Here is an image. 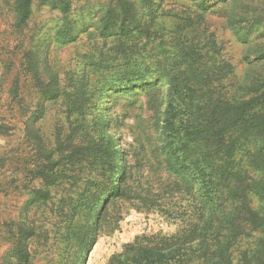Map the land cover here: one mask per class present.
<instances>
[{
  "label": "rangeland",
  "instance_id": "374dc122",
  "mask_svg": "<svg viewBox=\"0 0 264 264\" xmlns=\"http://www.w3.org/2000/svg\"><path fill=\"white\" fill-rule=\"evenodd\" d=\"M123 1L26 0L28 19L21 28L16 13L22 0H0V264L12 251L8 229L22 218L37 225L30 263L60 264L61 244L50 239L48 208L36 215L23 212L36 184L25 177L28 114L36 120L27 128L50 142L58 131L63 134L68 120L104 122L125 157L123 190L131 199L112 200L89 249L75 263L68 251L62 264H108L127 243L176 234L181 218L202 210L197 184L210 186L219 172L231 170L243 184H264V0H126L136 21L120 15L101 37L97 27L105 9ZM64 3L69 7L63 13ZM28 64L36 66L37 82ZM46 84L52 94L44 91ZM169 94L178 106V119L167 130L171 138L159 126ZM244 101L243 111L214 109ZM233 121L225 140H234V150L224 163L213 156L204 130ZM196 126L203 130L199 135L182 133ZM66 188H58L56 198ZM138 194H158L160 208L176 218L147 214ZM72 204L79 206L75 218L82 235L91 224L90 201ZM251 204L259 207L264 199L253 195ZM114 217L122 219L109 226ZM243 242L241 249L249 252L261 248L264 234L246 232ZM261 252L264 264V248Z\"/></svg>",
  "mask_w": 264,
  "mask_h": 264
},
{
  "label": "trees",
  "instance_id": "16d2710c",
  "mask_svg": "<svg viewBox=\"0 0 264 264\" xmlns=\"http://www.w3.org/2000/svg\"><path fill=\"white\" fill-rule=\"evenodd\" d=\"M212 1L215 4L226 3L228 0ZM21 3L17 7L16 25L22 28L28 19L29 9L26 0H22ZM61 5L60 11L66 12L69 5L66 3ZM120 15L122 17L128 15L132 22L136 21L133 7L128 1L124 0L118 5L109 4L97 27L98 34L101 37L108 36ZM28 67L33 71V78L37 82L36 66L34 69V65L28 64ZM44 91L48 94L53 93L48 84ZM247 104L248 101L240 104H215L214 109L218 112L232 109L243 111ZM22 106L19 107L23 109ZM24 118L25 138L29 149L27 156L29 166L25 177L36 184L29 190L33 194L23 205V212L27 214L28 210H33L36 215L39 211H44V206L47 207L44 213L52 218L50 231L53 236L50 239L55 244H61L57 246L58 250L62 249L58 254V262L62 264L65 253L70 251L74 255L72 263H75L93 243V235L103 227L101 218L107 205L112 200L131 199L123 190L126 175L123 151L115 144L116 138L110 134L106 124L94 118L68 120L63 134L58 131L53 142L41 139L37 130L27 128L34 126L35 118L33 119L30 114ZM177 119L178 106L173 96L169 94L159 126L165 132L173 128ZM234 123L235 121L220 126L214 125L204 130L208 133L207 139L214 145L213 156L221 158L224 163L229 162L234 150V140L233 142L225 140L226 133ZM200 128L185 127L182 133L187 137L189 135L195 137L203 131ZM166 136L174 137L170 131H167ZM215 166L213 163L211 169L213 170ZM170 171L172 172L171 167ZM186 185L190 186L189 183H185V187ZM197 185V197L202 210L194 217L185 220L181 218L183 227L179 232L170 236L153 234L145 238L144 242L127 243L120 253L112 256L108 264H260L261 249L264 246L249 252L248 249H241L240 245L244 243L243 234L246 232L264 234V204L259 207L251 204L253 195L264 199V184L257 180L243 184L230 170L225 174L219 172L215 182L210 186L206 183ZM65 187L67 190L63 192L64 194L56 198L57 193L64 191ZM149 197L148 194H138L135 198L147 214L156 213L166 220L176 218L170 209L160 208L157 202L160 197L158 194ZM80 198L88 199L91 205V208H88L91 224L82 235L81 232L78 233L81 226L75 218L79 206L72 204L75 199ZM133 205L138 208L136 204ZM121 219L122 217H114L113 222L109 221V226L114 227ZM32 220L22 218L16 229L15 227L8 229V243L12 251L6 264H31L29 242L38 236L37 225ZM57 239L60 241L56 242ZM233 254H236V260H233Z\"/></svg>",
  "mask_w": 264,
  "mask_h": 264
}]
</instances>
